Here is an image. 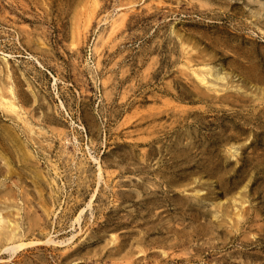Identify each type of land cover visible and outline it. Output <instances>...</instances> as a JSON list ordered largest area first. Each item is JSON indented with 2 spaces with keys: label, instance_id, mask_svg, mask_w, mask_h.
<instances>
[{
  "label": "rangeland",
  "instance_id": "374dc122",
  "mask_svg": "<svg viewBox=\"0 0 264 264\" xmlns=\"http://www.w3.org/2000/svg\"><path fill=\"white\" fill-rule=\"evenodd\" d=\"M91 1L0 0V87L50 132L35 153L60 187L0 113V223L29 244L14 253L5 228L0 264H264V0ZM182 41L224 80L197 82Z\"/></svg>",
  "mask_w": 264,
  "mask_h": 264
},
{
  "label": "bare ground",
  "instance_id": "6f19581e",
  "mask_svg": "<svg viewBox=\"0 0 264 264\" xmlns=\"http://www.w3.org/2000/svg\"><path fill=\"white\" fill-rule=\"evenodd\" d=\"M94 3L98 4L97 0H94ZM159 3L163 4V0H159ZM200 3L203 7H205V6L208 7L210 5L207 2H200ZM261 6L264 7L263 2L261 4ZM86 11H85V13H86ZM91 13H89V12L86 13L87 16H86V21L84 24L79 25V26L77 25L78 27L76 28V30L73 29V31L75 30L74 34H75V40L77 41V43L83 42V40L86 36V33L92 24V20H93L94 16H92ZM261 15L264 16V14H261ZM123 17H124V15H123ZM123 17L119 18V19L117 18L115 20L113 19V21H112V33H113V31H116L115 30L116 28L118 29L120 27V23H121L120 21L123 20ZM83 18H85V17H83ZM76 23H78V22H76ZM122 25H124V24H122ZM88 33H89V31H88ZM175 34L177 35V37H180V35L178 33L175 32ZM263 35H264V33H263ZM110 37L111 36H109V38ZM180 49H181V54H182L181 59L183 62V66H185L189 70V72H191L190 75L193 76L197 82H199L200 84H203V85H208L210 83L209 77L215 78L217 80H224V78L221 77V74L218 70H215L214 68L209 67V64H208L209 60L206 58V56L203 55V53L201 51L195 50L194 48L190 49V48L186 47V45L183 41L181 43ZM195 65H197V67ZM8 79H10L9 82L0 87V113H2L5 117L9 118L15 124H17V127L19 130H17V127H15V126L4 125L3 126V134L5 135L6 140L10 144H12L14 146V148H16L17 152L20 155V159H21L22 164H24L25 167L35 175L36 179H43L44 176H46V175L44 174V172H42V169L40 168V160H39V157L35 153L36 152L35 148L38 146L37 147L38 151L40 149V150H43V152H45L44 150H46L47 147H49V148L54 147L53 141H51L52 139L47 137V135H49L50 132L47 131L44 127H42L40 124H36L34 122V116H31L29 111L26 110L24 107V105L27 104V100H24V101L20 100L18 93H17V90H16L17 85L15 84V81H13V79H11V77H8ZM62 106H63V104H62ZM60 132L61 133L56 132L58 134H56V133H54V134L57 138L60 139L61 142H64V144H63L64 151H62V154H63V153H67L66 147L70 143V139H69L68 135L62 133V131H60ZM22 135L27 137L26 140L24 138H22ZM45 143H48V144L44 145ZM3 153L5 155L9 154L6 150V148L4 147L3 143L0 140V157L6 162V164L9 165L10 161L8 160V158H6V156L3 155ZM92 158H94V157H92ZM71 160H72V162H74L75 156H71ZM51 163L53 164L51 166L54 167V172H55L56 176L60 175V173L58 172L59 167L56 164H54V162H51ZM12 170H11V173H13V172L16 173V171H12ZM45 178H46L47 182L49 183V185L51 186L52 193H53L52 197L55 201V198H57L56 195L59 194V190H60L59 184L56 181V177L53 179H49L46 176ZM99 179L100 180L102 179V168L100 165H99ZM38 186H39V183H38ZM56 187H58L59 190H56ZM199 197H200V195L198 192V194H196L194 196V200H196L197 202H200ZM41 204H42V207H48V202L44 199L43 193L41 194ZM87 206L89 208H91V203ZM84 212H85V210H83L81 212V214L76 218L75 223H79L81 221V218H82V215L84 214ZM36 221H38V220H35V222H32L31 227L35 228L36 226H39V223ZM8 225H10V226H8ZM0 228H2V232L0 233L1 235L3 234V230L5 228L9 229V232L6 234L5 240L7 241V243H9V244H7V247H12V250L14 253H17L18 251L24 250L27 248V246H29V244H27L25 242L24 236L20 235V231H19L20 226L18 225V223H14L12 225V221L9 220V221H7V226L5 228L2 227V225L0 223ZM72 239L73 238H71L69 241H71ZM114 240H116V238ZM51 243H53V240L49 239L47 241V244H51Z\"/></svg>",
  "mask_w": 264,
  "mask_h": 264
}]
</instances>
